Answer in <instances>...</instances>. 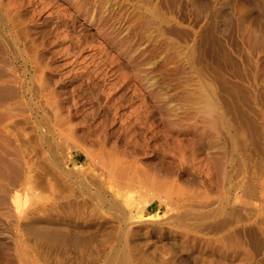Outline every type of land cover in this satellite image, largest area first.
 I'll use <instances>...</instances> for the list:
<instances>
[{
    "label": "rangeland",
    "instance_id": "374dc122",
    "mask_svg": "<svg viewBox=\"0 0 264 264\" xmlns=\"http://www.w3.org/2000/svg\"><path fill=\"white\" fill-rule=\"evenodd\" d=\"M198 1L208 17L190 0H0L26 167L0 264H264V57L233 0ZM238 2L264 27L263 0Z\"/></svg>",
    "mask_w": 264,
    "mask_h": 264
},
{
    "label": "bare ground",
    "instance_id": "6f19581e",
    "mask_svg": "<svg viewBox=\"0 0 264 264\" xmlns=\"http://www.w3.org/2000/svg\"><path fill=\"white\" fill-rule=\"evenodd\" d=\"M230 5L232 14H235V17L239 16L238 19L242 32L245 34V41L253 51L259 52L264 57V27L255 19L246 15L245 6L240 4L238 0H233ZM206 6L198 0H190L189 3L190 9H193L198 14L203 13V15L205 14L208 17L210 11L206 9ZM225 7L223 6L222 10ZM216 11L218 14L220 13V5ZM261 67H264V64L257 66L256 69H262ZM260 75L257 74L255 78V94L257 102L263 103L264 106V90L259 87L257 82ZM15 97L16 90L12 79L7 77L6 74L0 73V205L11 202L13 207H19L16 185L22 179L23 172H26V167H23L18 162V152L14 147L13 136L9 129V121L14 115L13 103ZM116 263L125 264L122 251L117 252Z\"/></svg>",
    "mask_w": 264,
    "mask_h": 264
}]
</instances>
